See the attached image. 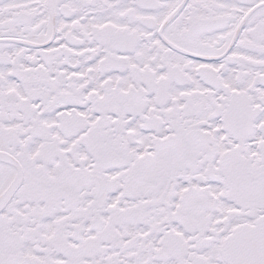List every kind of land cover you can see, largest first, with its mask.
<instances>
[{
  "label": "snow or ice",
  "instance_id": "snow-or-ice-1",
  "mask_svg": "<svg viewBox=\"0 0 264 264\" xmlns=\"http://www.w3.org/2000/svg\"><path fill=\"white\" fill-rule=\"evenodd\" d=\"M0 264H264V0H0Z\"/></svg>",
  "mask_w": 264,
  "mask_h": 264
}]
</instances>
